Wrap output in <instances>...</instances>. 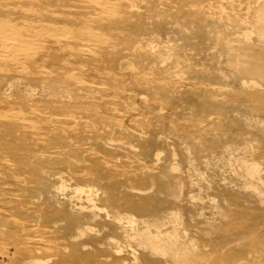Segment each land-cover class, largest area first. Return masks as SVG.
I'll list each match as a JSON object with an SVG mask.
<instances>
[{"label":"rangeland","instance_id":"obj_1","mask_svg":"<svg viewBox=\"0 0 264 264\" xmlns=\"http://www.w3.org/2000/svg\"><path fill=\"white\" fill-rule=\"evenodd\" d=\"M148 1L151 0L145 3L144 0H137L140 8L129 9L131 15H135L136 11L146 14ZM199 1L188 0L187 4L192 7V2H195L194 5L200 3L196 4L198 7L192 8L196 11L203 9L205 14L198 18L204 23L216 25L207 27L209 30L201 31L195 21L187 25L188 30L183 29V23L167 15L161 17L159 26L145 20L148 30L140 33L139 46L116 42L112 53L121 59L118 73L127 77V74L136 71L140 77V87L134 81L135 78L130 77L119 78L114 87L112 80L99 73L104 63L100 65L93 62L87 58L85 51L82 60L76 62L78 65L66 66L70 68H67L69 73L66 76L56 72L50 74H53L50 80L54 85L45 86L23 78L11 80L12 86L18 84V88L6 90L0 87V264H27L24 260L29 255L42 259L45 264H135L136 261L137 264H264V102L257 105L247 99L249 94L264 87V73L242 74L240 68L245 65L234 58L235 55L244 56L241 41L261 37L258 28L264 25V9L260 7L256 16L251 17L246 8L260 6L264 0ZM0 2L2 11L4 7L20 10L28 8L25 0ZM97 12L102 14V10ZM14 16V13H8L11 19ZM108 16L104 14L102 19ZM132 19L133 22L137 21L136 17ZM49 22H53V25L55 20ZM105 22L101 20V23ZM106 28L108 30L102 32L95 27L99 36L88 33L82 40H87L85 42L90 48L100 49L105 46L106 40L120 35L117 27L109 25ZM128 28L132 30V26ZM85 42L79 41V44ZM206 42H209L208 45ZM140 45L144 50H141ZM254 51L257 55L264 53V43L259 44ZM141 53L149 54L150 57H139ZM27 59L25 55L12 54L8 49L0 53V65L6 63L8 68L32 73L33 65ZM77 68H89L98 78L94 76L77 80ZM199 74L203 76L198 78ZM241 75L242 78L239 77ZM159 82L162 84L159 85ZM85 83L90 88H85ZM76 87L82 88L78 92L82 98L73 101L67 97L72 106L75 107L79 101L97 103L100 99L119 103L115 107L116 115L119 116L114 119L125 124L124 129L131 134L143 131L142 128L151 133L155 128L163 130L166 144H158L149 151L142 142H136L135 137L129 138L128 142L114 135V143L111 142L113 146L103 144L106 150L112 151L108 153L105 148L101 152L100 140L94 138H88L83 143H73L71 139H67L66 144L56 142L48 133L63 134L62 128L59 125L54 128L51 122L54 117H51L50 105L45 104V101H55L57 98L66 100V91ZM247 91H250L249 94ZM142 96L145 99L141 100ZM197 101L201 103L200 106ZM80 113L82 126L74 129L68 126L66 129L73 133L94 135L91 133L95 132V114L84 110ZM166 117H169L168 121L164 122ZM161 122L162 126L159 124ZM25 128H28V133H25ZM108 128L111 129L110 126H102V133H106V129L111 133ZM185 128L192 133H186ZM192 134L195 136L194 146L189 150L186 144H191L193 138L189 141L186 136ZM63 135L65 138L70 137L66 133ZM80 145L87 154L78 156L73 152ZM247 148L251 152L245 155L243 150ZM230 152L234 153V157ZM242 156L260 163L263 169L259 173L262 184L259 179L252 184L253 180L243 183L238 171L240 162L235 160ZM99 163L101 166H120V171L115 172L116 175H103L100 177L102 180L98 178L101 185L97 181L79 182L78 173L82 174L81 169L86 168L83 175H87ZM111 177H116L114 184ZM138 178L139 182L136 181ZM111 181L113 186L118 183L115 186L117 191L112 193L117 195L112 197L109 194L102 200L100 190H104L108 183L109 186ZM249 184L253 186L249 187ZM61 185L68 186L65 195L58 190ZM80 185H91L94 195L97 194L99 211L92 212L91 216L95 218L90 216L87 221L83 217L75 220L77 218H71L69 214L73 212L74 203L79 204L75 200L69 205L76 187ZM128 194L130 202L127 200V203L133 204L129 207L124 206L123 202L128 199L124 198ZM116 197L120 199L118 204ZM134 197L137 198L135 202ZM81 202L88 205L85 198ZM87 224L92 226L89 231ZM27 225L32 228H26ZM77 228L85 233L76 238ZM52 229L55 235L51 233ZM155 235L175 243V246L162 253L152 246L155 244ZM130 244L135 248L130 247Z\"/></svg>","mask_w":264,"mask_h":264},{"label":"bare ground","instance_id":"obj_2","mask_svg":"<svg viewBox=\"0 0 264 264\" xmlns=\"http://www.w3.org/2000/svg\"><path fill=\"white\" fill-rule=\"evenodd\" d=\"M136 1L137 0H109V1L108 0H25L26 6L28 7V8H26L27 10H20V8L10 9L9 7H4L3 11H2V9H0V53L1 52H4L5 49H8L12 54L14 53L16 55L17 54H21L23 56L25 55L26 56V59L28 58L27 59L28 60L27 62L28 63L31 62L32 65H33V72L32 73L31 72L30 73H28V72H21V71H18L16 69L14 70V69L8 68V66H7L8 64L6 65V63L0 65V87L2 89L5 88L6 90H10V89L12 90V88H18V84L17 85L14 84V86H12L11 80L12 81H17V80H20V79H23V78H25V79L28 78V80L34 81V82H37V83L40 82V83L44 84L45 86H48L50 84H53L54 82L52 83V81H51L52 79L50 80V78L53 76V74H52V76H50V74L53 73V72H56V73H59V75H61V76H66L67 73H69L68 71L70 70V68L69 67H66V66L67 65L69 66V65L76 64L77 61L80 62L82 60V57L84 56L83 55V51L86 52L87 58H91L90 60H92L93 62L100 63V65L102 64V62L104 63V65L101 67V69H99V73H101L102 75H104L108 80H110V81L112 80L111 83H113L112 85H114V87L118 83L117 81L120 80L119 78H121V77H122V79H125L127 77L135 78L134 81H136L137 86L140 87L141 84H139V81H138L140 79V77H138V75L136 74V71L134 73L127 74V77H125L123 75H120V73H118V66L120 64H122L121 63V59H117V57L115 56V54L112 53V50L115 47L116 42H123V43L127 44L128 46H135V47H137L136 45H138V41H139L138 37H140L139 36L140 33H142V31H147L148 30V25H147L148 23L145 20H149L154 25L159 26L160 25L159 20L162 19L161 17L167 16V15H171V16L175 17L176 19H178V22L183 23L182 28L183 29H187V30H188V26L187 25H189V23L192 22V21L193 22L195 21V23L197 22L199 24L201 31L209 30V29H207V27L210 28L211 26L212 27L216 26L214 23H204V20H202L201 18L200 19L198 18L199 15L205 14V11L203 9L197 10V11L196 10H193V8H192L193 6L195 8V7H198V5L200 4V3L199 4L196 3L198 5L197 6H196V4L194 5V3L196 1L195 2H192L193 3V6L191 7V5L189 6L187 4V3H189L188 0H181V1H177V0H151V1H148V4L146 5L148 7V11H147L146 14H141V12H143V11H141V12L136 11V12H134L135 15L132 16L130 10L135 9V8H140L139 6H137ZM145 1L146 0H144V3H145ZM58 2H61V4H58ZM204 2H206V0ZM204 2H203V4H204ZM162 6H164V7H162ZM203 6H205V5H203ZM258 6L259 5H255V6L252 5V6H249L248 8H246L248 10L249 16H251V17L256 16V14L259 11V8L260 7H261V10L264 9V3L262 5H260L259 7ZM205 7H207V6H205ZM8 9H10V10H8ZM100 10H102V14L99 15L100 12L98 13L97 11H100ZM8 13H12V14L14 13V15H15L14 17L15 18L14 19H11L10 17H8ZM104 14L109 15V16L106 19H102V17L104 16ZM133 17H136V19H137L136 22H133V20H134V19H132ZM50 20H53V21L55 20V22H54L53 25H51V23H53V22H49ZM101 20H105L106 22L105 23H101ZM168 21H172V20L169 19ZM109 25H112V26L117 27V29L120 32V35L117 36L116 38L114 37L115 39L114 38L113 39L110 38V39L106 40L105 41L106 44H105L104 47H101L100 49H98V48H90L88 46L89 45L88 42H85L87 40H84V41L82 40V38L85 37L86 34H88V33L91 34L92 36L93 35L94 36H99V34L96 33L97 30L95 29V27H98V28L101 29L102 32H105V31L108 30L106 27H108ZM129 26H132V30H130L128 28ZM175 27H177V26H175ZM190 28H191V26H190ZM191 29H190V31H191ZM258 29L260 30V36L261 37L259 39H257V40H252L250 38H246L245 41L244 40L241 41L242 42V45H243V47L241 49H243L244 56H241V57L240 56H236V55L234 56V58L238 61V63L240 62V63H243V65H245V66H242L240 68L242 74H261V73H264V53L257 55L256 51H254V49L257 46H259V44L264 43V25L263 26H260ZM147 34H145V35H147ZM191 34H193V33H191ZM196 38H198V37H196ZM79 41L85 42V43L84 44H79ZM206 41H209V39H206ZM258 42H259V44H258ZM208 43L209 42H206L207 45H208ZM139 44H140V41H139ZM149 45H147V47H149ZM86 47H89V48L86 49V50H84L83 48H86ZM140 48H141V45H140ZM142 49L143 48H141V50ZM114 50H116V49H114ZM137 52H139V51H137ZM133 55H132V57H133ZM146 55L144 53H141L139 57H143L144 58V57H146ZM147 56L150 57L149 54ZM190 57H192V56H190ZM16 60H18V59H16ZM150 62H152V61L150 60ZM76 65H78V64H76ZM82 66H84V65H82ZM132 66H133V64H131V67ZM6 68H8V69H6ZM67 68H69V70H67ZM72 69H73V71H75L74 68H72ZM77 69L79 70V72L77 71V74H76L77 80H80V79H89L88 77H91L92 78L94 76L96 77V75H97L95 72H93L89 68L88 69L87 68L86 69H84V68H80V69L77 68ZM134 69L132 67V70H134ZM137 71H139V68H138ZM72 73H74V72H72ZM196 73H198V72H196ZM202 76L203 75H200V74L197 75L198 78H201ZM151 77L153 78L154 76H151ZM239 77L242 78V75L239 76ZM96 78H98V77H96ZM240 78H239V80H240ZM95 79H93V81H95ZM148 79H149V77H148ZM236 79H238V78H236ZM261 80H263V79H261ZM204 81H206V80H204ZM146 82H149V81H146ZM172 83L174 84V81ZM179 83L182 84L181 82H179ZM249 83L251 84V82H249ZM161 84L159 82V85H161ZM56 85H57V82H56ZM84 85H85V88H90L86 83ZM177 85H178V83H177ZM186 85H184V87ZM190 85H188V86H190ZM241 85H243V84H241ZM41 87H42V85H41ZM167 87H168V85H167ZM67 88H68V85H67ZM141 88H144V87H141ZM197 88L199 89V87H197ZM44 89H47V88L44 87ZM81 89L82 88H80V87H76V88H73V89L70 88V89H68L66 91L67 92V96L66 97L64 96L66 94H64L63 96L65 97V99L68 97V99L73 100V101H74V99L82 98V97H80V95H78V92ZM252 89H253V87H252ZM118 90H119V88H118ZM192 90H194V89H192ZM208 90L211 91L212 89L211 90L208 89ZM41 91H43V90H41ZM39 92L40 91H38V93ZM53 92H52V94H53ZM249 92L247 91L248 94H249ZM60 93H61V90H60ZM63 93H64V91H63ZM139 95L141 96L140 93H139ZM242 95H243V93H242ZM63 96H61V97H63ZM245 96H247L246 93H245ZM248 96L249 97H247V99L251 100L255 104H257V105L261 104L262 102H264V87H259L257 89V92H255L254 94H249ZM44 97H46V96H44ZM143 98L144 97L142 96L141 97V100H143ZM125 99H127V98H125ZM51 100L48 101V99H47V101H45V104L50 105V108H51L50 109L51 110L50 111V113H51L50 115H51V117L52 116L54 117V120L51 121V122H52L54 128H56L57 125L61 126V128H62V131L61 132H63V134L66 133L67 135L69 134L70 137H71L70 138V137H67L66 136L67 138H65V135H63L62 133H56V135H51V131H50V133H48V134H50V136L56 142H59V143H62V144L63 143L66 144L68 142V140L71 139V140H73V143H74V141L77 142V143H83L88 138H94L96 140H100V144H101L100 146L101 147L99 146V148H102V150L100 149L101 152H103V149L105 148L103 146V144L106 145V143H107L108 145L113 146V144L111 142L113 141L114 135H119V138L125 139V140L127 139L126 141H128V142H130L129 141L130 140L129 138L135 137V141L136 142L137 141L138 142H142V144H144V146L146 147V149L149 150V151L154 146H157L158 144H164L165 143V140L163 138V134L164 133L162 132L163 130L159 131V130H157L155 128V130L154 131L152 130V133H151V131H149V130H147V131L145 130L144 131V129L142 128L143 131L138 132V133L135 132V134H131V133H129L127 131V129H124L125 124L123 125V123H121V121L114 119L116 116H119V114L116 115L117 114V111L115 109V107L118 106L119 103H114L112 101L103 102L100 99L99 100L100 102H98V101H97V103L91 102L92 104L91 103H88V102H80L79 101V102H77L78 104H76V106L74 107L71 104L72 102H70V100H67V99H66L67 101L66 100H59V98H57L55 101H51ZM151 100L154 101L153 99H151ZM75 101H77V100H75ZM8 102H10V101H8ZM73 103H75V102H73ZM141 103H143V102H140V104ZM199 104H201V103L198 102V105ZM149 105L152 106L151 103ZM193 105H194L193 107H196L195 104H193ZM202 106H204V104L201 105V107ZM43 107H42V109H43ZM140 107H141V105H140ZM158 107H156V108L158 109ZM142 108H143V106H142ZM142 108H140V110ZM160 108L162 109V107H160ZM38 109H39V107H38ZM81 110H84L85 112H88V113L90 112L92 114L93 113L95 114L94 115V117H95L94 120L95 119L97 120L94 123V126H93V127H95L94 128L95 129V132L94 133H91V134H94V135H90L89 133H83V134L81 133V134H79L78 132H75L76 133L75 134V133H73L74 131L72 132V130L69 131V129H66L68 126L71 129L78 128V127L82 126L81 125V121H80V117H79V115L81 114L80 113ZM45 112L46 111H44V113ZM179 112H181V111H179ZM157 113H159V112H157ZM178 113H176V114H178ZM201 115H203V114H201ZM205 115L207 116L206 113H205ZM204 116H200V118H203ZM168 118L166 117L164 119V122H167L168 121ZM81 119H83V118H81ZM170 119H172V118H170ZM9 121H10V119H9ZM159 124H161V126L163 125L162 122L159 123ZM96 126L98 127V130L97 131H96ZM102 126H106V127L110 126L111 129H109V128L108 129L111 131V133L107 132V129H106V133L105 132L102 133V131H101L102 130L101 129ZM157 126L159 127L160 125H157ZM205 127H206V125H205ZM207 127H208V125H207ZM87 128H89V127H87ZM45 130H44V132H45ZM165 130H167V129H165ZM27 131H28V128H25V133ZM42 131H43V129H42ZM184 131L186 133H192L191 131L187 130V128H185ZM4 135H6V134H4ZM167 136L170 137L169 135H167ZM17 137H20V135L17 136ZM166 138L167 137H165V139ZM186 138L189 141H191L192 138H193L191 144H186V146H188V148L190 150L194 146L192 143H194L195 136L192 134V135L186 136ZM5 140H3V141H5ZM125 140H124V142H125ZM42 141H44V139L41 140V142ZM48 143H50V142L48 141ZM77 143L75 145H77ZM113 143H114V141H113ZM86 146H88V145L86 144ZM91 146L93 147V145H91ZM95 146H94V148H95ZM62 147L64 148L65 146H62ZM132 147H133V145L131 144V148ZM97 148H98V145H97ZM229 148H230V146H229ZM225 149L227 150V147ZM57 150H59V149H57ZM69 150H70V148H69ZM105 150H106V148H105ZM106 151L108 153L110 152L109 150H106ZM73 152L75 154H77L78 156L81 155V154H87L86 153L87 151L85 150V148H82V145H80L78 147V149L75 147V149H73ZM249 152H251V151L248 150V148L245 149V150H243V153L245 155H247ZM112 154H114V153H112ZM230 154H231L232 157H234V153H231L230 152ZM156 156L158 157V154H156ZM92 157H93V155H92ZM115 160H117V159H115ZM231 160H232V158H231ZM235 160L238 161V162H240V166H239L238 171L240 172V176L243 179V183L244 184L248 183V182H246L247 180H250V181L253 180V181H251V184H252V182H255L256 179H259L261 182L258 181V180L257 181L262 184V178L259 177V173L263 169L260 168V165H259L260 163H257L256 161H254L252 159H249L246 156H244V157L242 156V158L236 157ZM230 162H232V161H230ZM79 164H81V163H79ZM106 164H107V162H106ZM119 167L120 166H104V165L101 166L100 163H99V165L97 167H94L95 170L92 171V173H89L87 175H83V170L86 171L87 169L86 168L81 169L82 174L81 173H78L79 174V179H80L79 182L86 181V182H90V183L92 182L93 183V182H96L97 181L98 184H99V181L97 180L98 178L102 177L103 175L104 176L105 175L110 176L113 173L116 175L115 172L120 171V168ZM178 169H179V167H178ZM123 170H125V169H123ZM81 171H79V172H81ZM236 171H237V169H236ZM120 173L122 174V172H120ZM117 177H119V175ZM111 178L113 179L112 180L113 183L111 181L110 182V185L108 186L109 183L107 184V182L110 181V179H109V181L105 182L107 184V186L105 187V189L104 190L103 189L100 190L102 192V194H103V196L101 197L102 200H103V198H105L106 195L112 194L115 191H117L116 190V187H117L118 183H116V185H114V186L112 185V184H114V181H116L115 180L116 177L115 178L111 177ZM117 179L119 180L121 178H117ZM126 179H125V181H126ZM138 179L136 181L139 182L140 179L139 180ZM122 180L124 181V179H122ZM127 181H128V179H127ZM83 183H85V182H83ZM96 183H94L95 184V187L97 185ZM251 184H249V187H252L253 186ZM99 185H101V184H99ZM246 186H248V185H246ZM249 187H246V188L249 189ZM67 188H68L67 185H64V186L61 185V186L58 187V190L64 194V192H65V190H67ZM255 188H257V187H255ZM92 189L93 188H92L91 185H89L88 187L81 186V185L78 186V187H76L75 192H74V196L71 197V200H70L71 203H69V205L70 204L72 205V203H74L75 200L79 204H75L74 203L73 212L69 213L71 215V218H77L75 220H79V219H81L80 217H83V218H86L85 221H87L90 218V216L92 215V212H95L96 210L99 209V207L96 204V195L97 194L94 195V192H93ZM137 189H138V185H137ZM257 191H261V190H257ZM119 194L123 197V195L121 193H119ZM115 195H117V194L115 193ZM115 195H113L112 197H114ZM260 195H262V194H260ZM127 196L128 197L124 196L125 199L126 198H128V199H126V201L123 199L124 200L123 202H124V206H128L129 207V206H132L133 204L127 203V200H129V194ZM84 198L87 201L88 205H85L83 202H81ZM97 198H98V196H97ZM113 199L115 200V198H113ZM116 199H117V197H116ZM134 199H135L134 200V202H135L137 200V198L134 197ZM119 201H120V199L118 201H116V203L119 202ZM111 202L108 201V203L112 204L113 202L112 203ZM129 202H130V200H129ZM62 204H63V202H62ZM137 204L135 203V205H137ZM122 206H123V204H122ZM91 217H93V216H91ZM93 218H95V217H93ZM133 223H131V225H133ZM23 226H24V224H23ZM86 227L88 228V231L92 229V226L89 225V224H87ZM26 228H32V226L31 225H27ZM93 230H95V229H93ZM52 231H53V229L51 230V233H53ZM76 232H77V235L75 236L76 238L78 236H80L81 234H84L85 233L82 229H78V228H77V231ZM53 234L55 235L56 233L54 232ZM47 235H49V234L47 233ZM43 236L44 235H42V237ZM150 237H152V236H150ZM173 238H174V236H173ZM154 239H155L154 240L155 244L152 245V246H154L155 248H158V250H160L161 252L162 251L163 252L164 251H168V249L171 250L172 246H175V243H171L170 241H167L165 239H161L160 236H158V235H155L154 236ZM26 246H28V245H26ZM132 246L133 245L130 244V247H132ZM132 248H135V247L133 246ZM120 249H121V247H120ZM133 253H134V251H133ZM156 253H158V252H156ZM137 260H138V258H137ZM24 261L27 264H45V262L42 259L33 257L32 255H29V257L26 258V260H24ZM10 263H11V261H10ZM135 264H137V261H136Z\"/></svg>","mask_w":264,"mask_h":264}]
</instances>
